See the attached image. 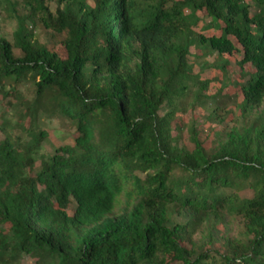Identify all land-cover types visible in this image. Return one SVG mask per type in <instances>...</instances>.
Listing matches in <instances>:
<instances>
[{"label": "trees", "instance_id": "16d2710c", "mask_svg": "<svg viewBox=\"0 0 264 264\" xmlns=\"http://www.w3.org/2000/svg\"><path fill=\"white\" fill-rule=\"evenodd\" d=\"M0 10L12 29L0 34V264H264V0H0ZM201 14L209 23L195 32ZM235 53L254 72L241 70L227 110ZM212 55L222 87L211 97L192 65ZM196 108L242 124L201 140L191 123L182 144L174 122ZM51 126L74 138L46 155ZM228 220L239 231L214 240Z\"/></svg>", "mask_w": 264, "mask_h": 264}, {"label": "rangeland", "instance_id": "374dc122", "mask_svg": "<svg viewBox=\"0 0 264 264\" xmlns=\"http://www.w3.org/2000/svg\"><path fill=\"white\" fill-rule=\"evenodd\" d=\"M202 18L199 23V25L196 27L195 32H198L201 28H203L205 25L209 23V19L204 15L201 14ZM4 12L0 10V34L5 33L6 35H9L11 32V27L8 23H6L4 20ZM203 30V29H201ZM32 31L36 38H38L41 43H47L49 48H58L60 47V39L61 37H52L49 33L45 32L42 28L39 26H35L32 28ZM62 55L63 51L59 48L57 49ZM192 56L195 58L200 57V52L196 49H191ZM228 63L227 67L225 69L226 75L228 77V82L226 86L221 90V95L224 96V98L230 99V102L227 106V110L232 109L233 103H236L240 101V92H239V85L241 83H244V78L241 75V70L247 74H253L254 70L250 65H245L241 70L237 64V62L240 60L241 56L240 54H234L232 56H226ZM216 55H212L210 57H207L205 59L195 60V64L192 65V71L194 74H198L201 79H209L211 80V85L209 86V89L205 92L207 96H213L217 91H219L220 83L219 80L222 77V73L218 69H214L212 66L216 59ZM204 62H207L209 64V67L206 68L204 71H201L200 66L204 64ZM219 88V89H218ZM3 109L5 110V106L2 105ZM214 107L213 105H211ZM166 108L163 107L160 111V114H164L166 112ZM224 118L225 122L222 125H218L216 122H211L206 118L205 113H202L201 109L196 108L195 110H190L184 116L178 118L174 122V127L181 128L182 126V135H181V142L182 144H189L187 141L188 135L186 132L187 127L191 123H194L198 130L201 131L200 139L203 140L206 136H210L213 134V132L221 130L224 126L234 124L237 119L238 124H242V121L240 118H238L237 113L231 112L229 115L225 112L220 113ZM234 122V123H233ZM183 124V125H182ZM48 137L43 143V153L46 155H52L54 153V150L62 145H68L71 143V140L74 138V135L70 130L67 129H59L57 130L56 127H49L47 129ZM0 134V138H1ZM243 197L248 196V192H243ZM74 207V205H71V209ZM172 222H176L178 224H184L188 221V218L185 215H174L171 219ZM240 229L239 224L236 223L234 220H228L226 226L219 230L217 234H213V239L218 241L217 239H220L221 236H228L234 235L236 232H238ZM202 237L201 234H197L194 236L196 239H200ZM216 249H220L219 243L214 244ZM207 248V245L204 247V249ZM21 264H36V262L29 257H22Z\"/></svg>", "mask_w": 264, "mask_h": 264}]
</instances>
